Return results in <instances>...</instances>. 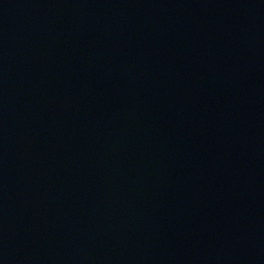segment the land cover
I'll return each mask as SVG.
<instances>
[{"label":"water","instance_id":"obj_1","mask_svg":"<svg viewBox=\"0 0 264 264\" xmlns=\"http://www.w3.org/2000/svg\"><path fill=\"white\" fill-rule=\"evenodd\" d=\"M0 264H264V0H0Z\"/></svg>","mask_w":264,"mask_h":264}]
</instances>
